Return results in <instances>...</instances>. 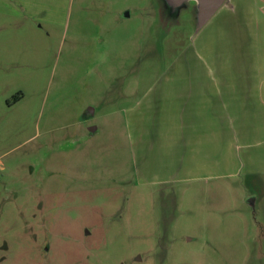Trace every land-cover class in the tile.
Masks as SVG:
<instances>
[{
	"label": "rangeland",
	"instance_id": "374dc122",
	"mask_svg": "<svg viewBox=\"0 0 264 264\" xmlns=\"http://www.w3.org/2000/svg\"><path fill=\"white\" fill-rule=\"evenodd\" d=\"M176 98L258 113L217 128L203 172L195 136L144 142ZM260 98L264 0L199 31L194 1L0 0V264H264Z\"/></svg>",
	"mask_w": 264,
	"mask_h": 264
},
{
	"label": "crops",
	"instance_id": "0c3cea01",
	"mask_svg": "<svg viewBox=\"0 0 264 264\" xmlns=\"http://www.w3.org/2000/svg\"><path fill=\"white\" fill-rule=\"evenodd\" d=\"M155 99L164 101L173 98ZM222 99L223 98H176L175 111L171 107L173 102L167 101L165 104L163 102L158 108L162 111V119L166 121L165 125L163 123L158 125L157 122L154 121L156 128H153L157 129L160 135H163V139L151 140V138H149L145 139L144 142L147 143L148 147L150 141L152 144L161 141L163 149L166 150V148H168L169 152V149L184 144L186 135L192 136V138L195 136L194 146L198 148V153L196 154L198 161L196 160L193 167L198 171L209 172L215 150V142H213V138L210 137L217 132V128H219L220 133L225 132V130L227 131L228 128L233 130V134L235 128H237L236 130L238 132L244 133L247 130L248 122L243 123L242 120L246 118V114L247 117L249 116L252 120L258 113V107H250L249 98H225L224 102H222ZM261 100L264 102L263 99ZM243 103H247L248 106L247 104L242 105ZM152 105V110L155 112L158 105L157 101L152 102ZM233 113L235 115H233ZM222 117L231 119V124L225 126L220 122ZM201 119L205 120L204 126L199 125ZM237 119L240 120V123L237 126L232 125L236 123ZM216 125H218V127H215ZM141 130L147 131L144 128ZM150 132H152V130H150ZM228 134H231V132ZM186 156L187 154L184 156L183 152V158H181V160L180 158L175 160L176 165L185 168ZM199 176L207 178L209 174H202Z\"/></svg>",
	"mask_w": 264,
	"mask_h": 264
},
{
	"label": "water",
	"instance_id": "95a60500",
	"mask_svg": "<svg viewBox=\"0 0 264 264\" xmlns=\"http://www.w3.org/2000/svg\"><path fill=\"white\" fill-rule=\"evenodd\" d=\"M190 1L196 3L197 31H199L206 26L228 0H164L171 13L178 12L184 4Z\"/></svg>",
	"mask_w": 264,
	"mask_h": 264
},
{
	"label": "trees",
	"instance_id": "16d2710c",
	"mask_svg": "<svg viewBox=\"0 0 264 264\" xmlns=\"http://www.w3.org/2000/svg\"><path fill=\"white\" fill-rule=\"evenodd\" d=\"M176 13H178V12H176ZM176 13H173V14H176Z\"/></svg>",
	"mask_w": 264,
	"mask_h": 264
}]
</instances>
